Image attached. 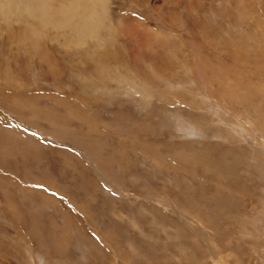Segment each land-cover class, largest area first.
Instances as JSON below:
<instances>
[{"label": "rangeland", "instance_id": "374dc122", "mask_svg": "<svg viewBox=\"0 0 264 264\" xmlns=\"http://www.w3.org/2000/svg\"><path fill=\"white\" fill-rule=\"evenodd\" d=\"M110 5L124 22L102 49L32 53L0 16V93H109L55 132L0 105V264H264V0Z\"/></svg>", "mask_w": 264, "mask_h": 264}, {"label": "bare ground", "instance_id": "6f19581e", "mask_svg": "<svg viewBox=\"0 0 264 264\" xmlns=\"http://www.w3.org/2000/svg\"><path fill=\"white\" fill-rule=\"evenodd\" d=\"M158 6L160 5L153 4V7H158ZM112 12L113 10H112V6L110 5V0H71V1L0 0V16H2L3 19L5 20L11 19L19 25L26 38L24 40L29 41V43L31 42L32 44L31 45L32 53L33 51L39 52L42 46L46 47L47 44L43 45L44 42L47 43L49 41L59 46L60 49L63 51H79V50L87 49L88 47L91 46H96L98 49H102L106 45L112 44V42L114 41V37L118 34V27L121 26L124 22V20L120 18L122 21L117 22L116 24L117 27L114 24H112L114 20L112 16ZM29 20L37 21L38 24L37 25L30 24ZM49 27L55 30V34L50 35L47 33V29ZM7 45L13 54L16 53L19 54V52H21L19 51L18 47H16L14 44H13L14 46L11 44H7ZM47 58H53V55H50L46 52L45 55L43 56V59H39L36 65L39 71L46 72V74H43L44 72L41 73V75L43 74L42 76L45 79H52L54 77L53 75L56 69H52L48 67L50 64L49 62H46V64L43 65V60H46ZM81 81L82 80L71 81V85L73 87L72 90H69L71 88H69L68 90H65L63 88H58L59 93L62 94V96L65 95L64 97H61L59 94H53V96H47V97L36 95V97L25 96V98H18L14 96L8 97L6 94L0 93V105L6 107L9 111L15 114L17 113L21 115L19 113L21 110L19 112L17 111L18 109H21V107H18L17 105L20 103L21 106H23L25 103L28 102L29 106L26 107H30V105H32L35 106V109H34V115L26 119L29 120V122L30 120L33 121L34 119V121H37V125L38 123L46 121L49 124V128H52L54 132L57 128H60V125L65 126L66 123L71 122V120H77L80 122L87 121L88 123V121L91 120L92 117L88 115L86 112H84L83 111L84 109L81 110L79 108L80 106L76 102L80 101L82 104H85V106H88V108L91 106L105 107L107 105V104L105 105V101L107 100L109 93L107 92L103 94L102 93L103 91H101V93L100 92L98 93L97 91L88 89L87 85H85V83ZM45 85H42L43 88L40 87L41 86L40 85L39 88H35V89L50 90L49 89L50 86L48 87L47 85L46 86ZM132 88L134 90L136 86H132ZM122 98L125 97H118L113 95V99L110 107L112 106H114L115 108L116 107L120 108V106L122 107L124 102ZM43 100L45 102H52L53 105L55 106L62 107L61 111L60 110L57 111L55 106L52 107L50 105L42 103ZM26 113H28L29 115L28 111ZM137 127L142 128L139 126ZM43 128H44L43 125H41V127H39L38 129L43 130ZM143 129H141L140 131H144ZM73 135L78 136V134L77 135L73 134ZM53 138L55 137L53 136ZM82 139L85 140V138ZM90 140L93 139L90 138ZM93 144L94 143H90L91 147H94ZM38 145L40 146L39 142ZM95 147L97 148V146ZM170 148L172 149L171 146L168 149ZM174 151H176L175 152L176 154L178 152V156L184 161V165L187 164L186 162L188 158L185 159L181 155L184 152L178 151V149L177 150L174 149ZM107 156L110 161H115L117 156L121 158L124 157V155H122L119 152L117 153V155L115 154L112 156L110 155V153H108ZM88 158L91 160L94 167H96V171L98 172L99 176L104 179L102 173L98 171V167L95 164L94 160L90 157ZM103 162L105 164V161ZM229 176H231V178L236 183L235 186L237 188H240V186L243 183L242 182L241 185L239 184L240 176L238 177L234 173L232 175L229 174ZM120 192L124 194V192L122 191Z\"/></svg>", "mask_w": 264, "mask_h": 264}]
</instances>
